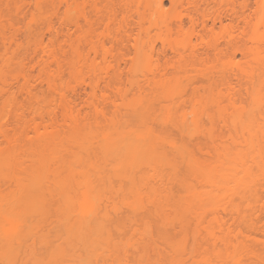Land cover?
<instances>
[{"label": "bare ground", "instance_id": "obj_1", "mask_svg": "<svg viewBox=\"0 0 264 264\" xmlns=\"http://www.w3.org/2000/svg\"><path fill=\"white\" fill-rule=\"evenodd\" d=\"M45 1L32 3L41 11ZM121 1L125 10L136 5L138 14L125 80L109 57L112 47L102 41L111 38L117 49L131 35L128 16L115 22L113 0L104 5L101 41L79 0H56L54 14L64 7L60 27L51 16L40 18L50 43L35 36L33 47L19 44L25 53L31 49L36 78L21 65L10 77L0 67L4 92L20 88L44 105L49 97L39 99L38 87L60 96L58 110L39 113L54 115L49 121L0 128V263L17 264L28 225L25 215L37 212L38 251L25 245L34 255L32 264H161L163 258L168 264H189L190 254L203 246L221 264H264V0H255L254 21L247 0L226 4L229 17L243 22L228 34L227 43L244 59L219 70L203 64L197 72L190 63L198 57L191 35L198 24L207 28L208 15L202 11L198 17L195 1L169 0L170 12L163 0H146L147 18L137 0ZM87 3L97 10L94 0ZM150 26L160 51H170L171 57L155 58V44L147 41ZM24 31L30 34L31 26ZM13 36L0 32L2 42L10 43ZM207 42L214 53L220 50ZM0 62L9 66L13 58L0 51ZM84 68L91 76L83 82L87 97L77 107L75 86L64 89L57 81L64 69L76 76ZM198 80L203 82L200 92ZM189 88L198 94L191 98ZM12 110L21 121L24 111ZM153 221L164 227L156 229L166 244L157 253L159 261L142 250L147 233L153 240L154 224L148 225ZM126 229H141L143 235L130 238ZM126 239L132 241L127 245ZM122 243L127 251L142 249L125 252Z\"/></svg>", "mask_w": 264, "mask_h": 264}, {"label": "rangeland", "instance_id": "obj_2", "mask_svg": "<svg viewBox=\"0 0 264 264\" xmlns=\"http://www.w3.org/2000/svg\"><path fill=\"white\" fill-rule=\"evenodd\" d=\"M1 1L2 2L0 3V11H1L0 32H1L2 36L3 35H9L13 32L15 33V36H13V40L10 43H8L7 41L2 42V40L0 39V51L4 52L5 56H10L13 58V63L9 64V66H6L2 62H0V67L2 68V73L4 72V74L6 76L10 77L11 72L14 71L16 68H18L21 65L26 70H28L34 76V78H36V76L38 75V69H37V67L32 68V66H31L32 63L29 62L30 59L28 58V54L31 52V49L29 50V52L25 53L24 50L22 48H20L19 44L20 43L22 45L27 44L28 47H33V42H35V40H34L35 36H36V39H40V41H42V43L44 45H46L47 43L49 44L50 43L49 40L51 39V35L46 30L45 24L42 23L40 18L51 16V20H52L53 25L56 28H59L60 24L62 22L64 7L62 5L59 9H57V13L54 14L56 11L52 7H53V4L56 3V0H46L44 3V7L41 11L36 10L35 6L32 3V0H10L12 2H10L9 0H1ZM23 1H26V2H24L25 5H23V7H21V8H19L18 7L19 4H21V2H23ZM79 1L82 3V6H84L82 11L85 12V14L87 16H89L90 18L93 19L95 38L99 39V40L104 39V38H102L104 36L101 34L105 28L107 10L104 7V5L107 4V0H94L98 5L97 10L91 9L89 4L87 3V1H89V0H79ZM113 1L115 3L114 13L117 15L116 16L117 20L115 22L120 21V19H122L124 15L128 16L129 28H130L129 32L131 35L127 38H124L122 40V42L119 44L117 49H116V46H115V48L112 46L113 40L111 38L105 37V39L102 41L105 42L104 45L107 48L111 49V47H112V55H109V57L110 58L112 57L111 59H115V62L118 63V65L120 66L119 72H122L121 73V77L123 78L122 80H125V77H127V74L129 72L128 62H130L131 56L133 55V37L138 32V25H137L138 14L136 13V8H135L136 5H134L133 3H130V5H131L130 8L129 9L127 8V10H125L122 7L123 2L121 0H113ZM137 1H138L137 4L140 5L139 10L142 11L144 13L145 17L147 18L148 17V11L146 10V7L144 6L146 0H137ZM193 1H195V4H196L197 8L199 9V14H198L199 18H200V12H202V11L207 13V15H208L206 18V24H207L206 27L207 28L205 30H203L201 28V26L198 24L195 27V31L191 35V40H192L193 44L195 45L196 49L198 50V57L192 58L190 61V63L193 65L194 71L197 72L196 70L198 68H200L203 64L209 65L210 67L212 66L213 67L212 69L219 70L221 68H225V67L230 66L231 65L230 61L241 62L244 59L242 57V53L236 47L228 45V43H227L228 42V40H227L228 34H230L231 32L236 33L240 29V27L243 26V22L240 19H238L236 17L231 19L229 17V14L226 11V4L230 0H193ZM234 1L237 3V2H240L241 0H234ZM247 2H248V5H250V9H247V11L251 15L252 21H254L255 15L253 14V11L255 8V0H247ZM207 3H208V5H207ZM163 4H164L165 10H169L170 12H172L169 0H163ZM181 8L183 9V7H181ZM182 12H183V10H182ZM78 14L79 13L74 12L73 16L78 15ZM217 14L220 15V18L219 19L217 18L215 21H213L212 20L213 16L217 15ZM33 16H35V18L38 20L34 21V22L31 21ZM183 18H185V17H183ZM144 25L146 27L149 26L147 19L144 20ZM184 25H186L185 26L186 28H187V26H189L187 18H185ZM26 26H31L32 32L30 34H27V32L24 31ZM117 26H118V24L116 25V23H115L114 29ZM84 27H86V25H84ZM148 30H149V38L150 39L147 38L148 39L147 41L149 42V40H150L155 44L154 45V47H155V53H154L155 58H157L156 56L159 55L160 58H158V59H161V61H162V58H164V57L165 58L171 57L172 54L170 51L167 50L166 53L165 52L163 53L162 51H160L161 43L155 37V32H156L155 28L150 26V29H148ZM141 33H142V36H144V37L146 36L145 34H143V32H141ZM200 34H203L202 41L199 38ZM206 41H208L207 43L217 44L220 50L217 51L216 53H214L213 51H211L210 49H208L205 46ZM247 43L249 45L251 44L250 41H248ZM2 45H4V46H2ZM82 46L85 47V44H82ZM53 47L55 48L54 45H53ZM161 50H163V49H161ZM161 52L163 54H160ZM60 74H61L60 81L59 80L57 81L59 83V86H61L64 89H67L68 85L75 86V89H76L75 94L76 95L74 96L75 97L74 100L76 102L77 107H81V105L84 103V101L87 97V92H88V88L84 86L83 82L86 81L89 76H91L90 73L88 72V69L87 68L82 69V71L79 74H76V76L72 75L69 72V69H64ZM96 75H97V77H100V76H102V72L100 73L98 70ZM201 83H203L202 80H200V81L198 80L196 82V86H199ZM192 89H194V88H189L187 90V94L190 95L191 98L198 94L196 90H192ZM197 89L199 90V92L203 91L201 86L197 87ZM217 91H218V89H217ZM217 91L214 90L213 93L217 94ZM35 92L38 94L39 99L42 97H44V98L49 97L48 103L46 105H44L41 101L38 103L37 100L30 97L28 94H26L20 88L14 87L9 92H4V90H2L0 88V128L8 130V129H11L17 125L22 124V123L26 124L27 127L29 128L30 126H32L34 121H41V120L49 121L50 117H54V115H39V113H42V112L44 113L46 110H58V108H59L58 106L60 104L59 94L55 93V92H50L46 88L45 85L38 87L35 90ZM132 92H134V91H131V93ZM222 96L223 95L220 96V101L223 104H225V101H227V100L225 99L224 96L223 97ZM14 107H18L21 111H24L25 115L23 116V118L19 122L17 121V117H16L17 115H14V111L12 110V108H14ZM123 209H125V208H123ZM128 212L130 213V211H128ZM132 214H130L129 217H132L133 216ZM151 215H153V214H151ZM135 217H136V220H135V222H136L139 219V217H138V219H137V216H134V218ZM25 218H26L28 225H27L26 230H25L26 234H25L24 238L22 239V242L24 243V245H22V248L20 251L21 252L20 253L21 254L20 259L18 258L17 264H32L31 262L33 261L34 255H32V252L30 253L29 248L26 247L25 245L28 244V246L31 249L37 248L36 241L38 240V236L40 234L39 233L40 232L39 227H38V223L40 220L39 214L37 212L33 213V214H26ZM148 219H149V217H148ZM140 220L142 221L141 218H140ZM150 220L152 221L153 218L151 217ZM127 222L129 223V221H127ZM158 223H160V222H158ZM129 224H131V223H129ZM132 224H131V228H132V226H135V224L134 225H132ZM153 224H154V221L149 222L148 225H150V229H151V225H153ZM127 226H128V224L126 225V228H129V230H130L131 228L127 227ZM138 226H140V225L138 224ZM142 226L143 225H141V227ZM153 227L155 228V229L153 228L155 231L151 230L154 232H150V233H152L153 243L150 240L151 236H149V235L147 236V234H149V233H147L146 234V237H147L146 241L147 240L148 241L147 242L141 241V242H145V244L143 246L144 249H142V247L140 248V246H139V248L138 247L136 248L132 245L131 246L134 247V249L132 248L134 252H137L139 249H142L143 252L145 250V252H147V254H148L147 258H149V259L152 258L155 260L157 255H158L157 253L159 251L163 252L165 250L166 244H164L165 242L163 240H160L159 237H157L158 235L156 233V229L162 230V229H164V227L162 228V226H159V224L158 225L154 224ZM43 229L46 230V228H43ZM133 229L131 231H128L126 229L128 231V234H126V235L130 238L131 237L138 238V235H136V234L142 233L143 230L141 231V229H139L138 231H136V230L134 231ZM53 231H54V229H51L49 233L53 234ZM161 233H163V232L161 231ZM258 234H260V233H258ZM126 235L124 234L123 236H125V238H126ZM142 235H143V233H142ZM259 236H257V237H259ZM261 236H260V238H262ZM117 237H119V235ZM120 237L122 238V240L125 239L121 235H120ZM144 237H145V235H144ZM160 238H162V237L160 236ZM128 239H126V241H124L125 243H127V245H128V241L131 240V239L130 240H128ZM134 239H133V241H134ZM139 239H141V238H139ZM122 240L120 239V241H122ZM132 243L130 242V244H132ZM136 245H138V244L136 243ZM124 246L125 245L123 244L122 249H124V251L126 252L127 250H125ZM203 247H205V246H203ZM203 247H201L199 250L193 251L190 254L189 260H190L191 264H221L223 262L222 260L218 259L213 253L207 254L208 251H204ZM163 248H164V250H163ZM32 251H33V249H32ZM37 251H38V248H37ZM37 251H36V249H34L35 254H38V253H36ZM127 252H131V250L128 249ZM168 254L170 256V253H168ZM31 255L33 256L32 259H31ZM131 255H133V254H131ZM172 255H173V253H172ZM163 256H165V255H163ZM159 257H161V256H159ZM159 259L160 258H158L156 260L159 261ZM163 259H162L161 264H168V261H165ZM248 261H250V260H248ZM159 264H160V262H159Z\"/></svg>", "mask_w": 264, "mask_h": 264}]
</instances>
